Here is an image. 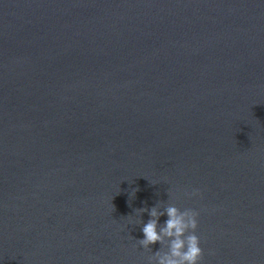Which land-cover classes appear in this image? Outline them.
<instances>
[{"label": "water", "instance_id": "95a60500", "mask_svg": "<svg viewBox=\"0 0 264 264\" xmlns=\"http://www.w3.org/2000/svg\"><path fill=\"white\" fill-rule=\"evenodd\" d=\"M167 204L264 264V0H0V264H148Z\"/></svg>", "mask_w": 264, "mask_h": 264}, {"label": "clouds", "instance_id": "9594fccd", "mask_svg": "<svg viewBox=\"0 0 264 264\" xmlns=\"http://www.w3.org/2000/svg\"><path fill=\"white\" fill-rule=\"evenodd\" d=\"M199 190L186 193L189 197L198 195ZM147 211L150 219L141 221L143 237L138 243L144 249H149L157 242L162 245L167 242L166 251H156L148 257V264H201L204 249L197 234L200 213L192 208L181 210L175 204H167L163 211L153 206ZM166 215L167 220L161 226L160 216ZM131 223V221H130Z\"/></svg>", "mask_w": 264, "mask_h": 264}]
</instances>
